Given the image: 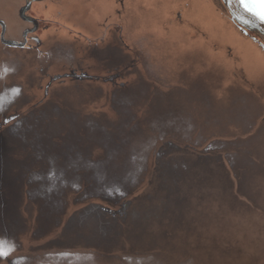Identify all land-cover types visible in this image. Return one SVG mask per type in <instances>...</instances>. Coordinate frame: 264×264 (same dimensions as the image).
<instances>
[{
  "label": "rangeland",
  "instance_id": "1",
  "mask_svg": "<svg viewBox=\"0 0 264 264\" xmlns=\"http://www.w3.org/2000/svg\"><path fill=\"white\" fill-rule=\"evenodd\" d=\"M26 2L27 0H0V20H3L7 26L6 36L10 40L20 39L22 30L29 27V24L19 17V12L27 5ZM26 15L36 17L40 21L43 20L42 24L47 25L52 22L48 26L49 30L43 31L42 27L40 33L41 37L46 40V45L49 44V40L52 41V39L60 37L62 43L72 44L78 55H82L79 58L86 60V63H80L81 65L90 67L89 72L94 76L102 77L99 82L79 83L80 89L78 87L75 89L73 85L76 84H70L68 79L53 83L52 88L64 92L62 89L68 87L64 93L71 97L69 100L76 105L83 118L95 120L94 117H97L98 120L102 119L108 124L100 125L92 133L91 127L94 125L90 126L91 123L88 121V123H83L82 126L87 129V136L91 134L94 141L85 139V146H78L75 143L78 140L70 135L73 131L66 132L63 130L65 127L62 126L58 128L59 123H56L54 127L53 121L57 118L50 119L49 116H46L48 118L46 121V118L37 120L38 117L35 115L40 113V110L34 112L32 116L26 115L25 113L28 114L29 109L32 111L36 108V104L43 105L49 99L56 100L57 98L54 95L50 98L44 97V87L48 79H44L39 72L43 63H13L12 61H17L22 55L17 51H11L10 63L2 61L3 57L1 56L5 53L0 47V61L2 62H0V91L4 86L15 85L23 89V98L28 102L23 112H19L21 113L20 117L11 116L16 111L15 107L5 116H0V142L2 135L10 140L9 133L4 131L16 121L22 120L25 115L32 119L33 123L39 121L40 124L38 128H35L37 130L29 129V133L34 137L36 131L40 130L41 140L35 143L38 151L34 152L32 146L29 148L22 146L21 148L13 146L9 142L4 150L6 152L11 149V154L9 153L8 156H13L14 161L24 159V165L16 173H21L26 178V175L31 171H40L46 174L51 170L45 161H43L44 164L38 163V156L44 160L53 156L52 139H50L48 131L55 130V128L62 130L59 133L61 136L59 149L67 155L79 156L80 151L86 152L91 158L115 155L117 159H123L127 163L124 166L128 167L131 155L135 151L137 154H141L146 161L149 159L150 163L146 166L149 168V172L147 170L144 178L136 181L133 190L127 197L125 196L121 203L119 201L116 203L111 198L105 199L102 195H81L80 191L67 194L63 199L60 212L55 215L56 221L60 224L54 228L50 226L43 232H40L39 228L42 219L44 220V214L51 218L53 215L50 210L42 213L38 204H42L39 198L35 200V203L31 202L30 196L35 198L31 192H35L38 185L33 183L30 187L24 183L21 191L16 192L18 196L13 198H9V195L12 194L6 192V197L10 202L9 208H6L13 211V218L10 217L7 222V225L11 226L13 238L5 245L10 247L13 253L11 252V256L0 260V264H13L16 258L32 260L46 254H56L62 250L60 248L67 249L66 251H70L73 256L64 257L63 261H60L65 263L57 261L58 264H264V183H260L264 181V176L258 177L253 182L252 189L242 190L239 197L236 188L238 183L235 181L234 172L227 161H224V165L226 172L230 174L232 195L237 197V203L243 205H235L231 194L227 199L226 195L219 192L199 204V197L195 194L191 195V201L194 204L191 203L188 207L189 212L185 211L184 214L179 213L172 216V212L168 211V217L160 220H156L158 212L154 213V218L143 222L140 228L138 226L132 231L126 228L124 233L128 230L127 233L131 235L132 239L123 240L120 236L114 241L116 247L111 246L105 249L101 246L94 247L85 244L65 246L59 243L62 241L64 233L69 230L68 227L76 233L90 222L101 223L102 221H98L100 220L98 218L106 217L107 210L116 212L120 210V205L134 201L138 197V200H144L143 203L150 205L146 207L147 210L155 211L160 208L151 201V198H155L156 193L148 197L155 185L159 187L158 182H162L161 175H157L154 187L150 186L151 176L154 175L158 166L156 161L153 162L154 155L157 152L160 155L161 151L158 145L161 144L156 143V140L151 142L152 134L148 125L150 119L149 97L151 96L150 92L166 94L174 84L166 83V79L161 82L156 81L151 75L152 70L156 71L158 68V73L165 76L166 66H171L177 72L186 71L192 75L191 78L196 80L202 75H212L213 79H210L209 85L213 91L218 92V98L223 102H229L227 101L229 92L237 90L248 95L254 104L264 105V51L260 43V41L264 43V38L254 41V36L258 35L250 31L246 35L240 31L232 20L226 3L222 0H48L33 3ZM9 52L7 51L8 54ZM104 52L108 54L114 52L116 57L124 58L125 63H107L114 58L112 57L111 60L107 55L108 59H106ZM97 54L103 57L99 59ZM133 59H137L135 70L129 68L133 66L130 63ZM47 70L51 74H63L66 69L63 67V63H52L47 66ZM114 70L116 71L114 72ZM112 72L120 75L114 81L106 83L104 79L113 76ZM61 82H65V84H61ZM137 84L141 85L143 91L139 106H133L130 110L123 108V111L122 105L125 99L122 98L121 105L118 101L117 107L121 109L122 113L130 114L121 116V120L125 122L132 119L133 115H137V119L141 123L142 135L138 136V131L137 134H135L136 131L130 134V130H123L125 128L114 132L122 126L118 125L121 123L120 117L112 109V97L115 96L113 93L117 92L118 88L123 91L122 85L127 88L137 87ZM99 88L100 91H98ZM78 91L84 92L85 101L80 99L81 97L72 99L73 94L79 95ZM43 99V103H40ZM87 99L88 101H86ZM233 104L239 106V101L235 100L232 102ZM63 109L65 110L66 107L63 106ZM260 112L262 114L254 118L257 126L255 127L254 123L252 136L257 134L256 131L260 124L264 123V110ZM9 117H14L15 120H12L11 124L7 126L3 122ZM71 128L79 129L78 126L68 127V129ZM229 135L230 133L227 132L222 133L224 137ZM109 136L115 140L110 139L109 143H101L108 140ZM240 136L245 137L241 133ZM95 140L98 142L97 144H95ZM124 140L129 142L131 140V142L125 144L122 142ZM237 141L243 142V140ZM222 142H224L221 144L222 146L228 144L223 140ZM206 145L205 147L199 146L198 151L203 153L207 149ZM2 147L3 145L0 143V157L3 155ZM100 147H106V149ZM223 152L222 159L232 153ZM237 157H241L240 154ZM215 167L219 170L218 166ZM221 170L224 172L223 169ZM197 171L199 170L196 169L191 173ZM187 175L189 172L184 173L182 178L177 177L178 184L181 182L182 186V181ZM43 182L47 187L48 183ZM161 186L166 187V184L162 183ZM182 192L186 196L189 193L186 189ZM162 193L161 196H170L165 190ZM197 194L199 193L197 192ZM244 195L253 200L252 204L245 199ZM175 196L171 199H174ZM181 196L185 198L184 195L181 194ZM254 196H258V199H255ZM197 197L198 199H195ZM241 197L243 200H240ZM154 204L155 206H151ZM128 209L130 208L124 210ZM0 210H5L4 204L1 202ZM133 211H137L136 206ZM84 215H89V218ZM76 220L78 221L75 222ZM2 225L3 222L0 221V230ZM194 226L195 228L192 229ZM89 231L91 234L101 235L99 229L98 232L95 231V227ZM85 234L87 236L89 233ZM79 247H83L86 251ZM33 261L36 264V260ZM39 263L38 261L37 264Z\"/></svg>",
  "mask_w": 264,
  "mask_h": 264
},
{
  "label": "crops",
  "instance_id": "2",
  "mask_svg": "<svg viewBox=\"0 0 264 264\" xmlns=\"http://www.w3.org/2000/svg\"><path fill=\"white\" fill-rule=\"evenodd\" d=\"M156 69V71L152 70L151 74L152 77L156 79V81L161 82L166 79V83L169 82L174 85L171 84L172 88L167 91L166 94H161V92H150V119L148 125L151 129L155 128V130L159 132H165L166 139L168 141H173V151L175 148L181 146L184 147V144H186L187 141H191L197 146L202 145L203 147H205V144H207L206 146H209L213 142V147H215L216 145L224 144L222 140L228 142L227 145L234 151L237 146L236 144H234L235 141H246L252 136L251 132L253 131L254 125V117H251L253 100L243 91H230L231 93L229 92L227 98V101L229 102L225 103L220 98H218V92L216 93V91H213L209 85L210 79H213L212 75H202V77H199V79L196 80L194 78H191L192 75H189L186 71L177 72L171 66H166L167 70L164 68L165 76H163V74L160 75L158 73V68ZM203 77L206 78L204 79ZM181 85L186 86L182 87ZM5 87L7 86H4L2 89H4ZM235 100L239 101V106H241V108L245 110L243 114L234 112L235 107H239L236 104H233L232 106V102ZM112 101V109L114 110L115 114L120 117L121 120V116L127 114L122 113L120 111L121 109H118V97L113 96ZM230 112L233 115H231ZM6 114L8 113L0 111V116H5ZM49 118H57L58 121L56 119L53 121L54 127L56 123H59L58 128H60L61 126L65 127V129L63 130L66 132L73 131L72 128L68 129V127H72V125H83V123H86L87 121L91 123L89 124L90 126L94 125L91 127L92 130L95 126L99 127L100 125L108 124L107 122H103L102 119L98 120L97 117H94L95 120H91L90 118L85 119L82 117V114L80 112H76L75 115L69 114L68 111L65 114H61L60 116H54L53 114H51ZM137 118V115H133L132 123L137 124L140 130L141 123ZM43 119L44 118H42V120ZM53 124H51V126ZM205 125L206 127H204ZM75 130H77V128H75ZM61 131L62 130H56V128L55 130L48 131L50 132V139H52L51 147L53 156H50V158L47 160H44L38 156V163L44 164L43 161H45V163L49 164L51 170L47 171L46 174L40 172L37 176V179L46 181V183H48V186L45 187L44 185L43 187L41 186V184L44 182H37L36 184H38V187L35 189L36 191L31 192L34 195H54V197H60L63 195L65 197L67 194L73 191H80L82 193L81 195H102L103 197H105V199H109V196L118 195V192L115 190L116 187L124 188V190H126V192H128L129 194L133 190L134 184L136 182L134 184H128V180L130 179L139 181L144 178L147 170L149 172V168H146V166L150 163V160L148 159L146 161L141 156H132V158L128 162V167L124 166L127 163L123 159H117L115 155H109L110 158L107 155L91 158L87 155L86 152H82V154H80L79 156H71L66 154L65 157H61V151L59 149V143L61 142V140L59 139L61 137L59 133ZM224 132L230 133V135L228 137H224L222 136V133ZM196 133L197 135L195 136ZM240 133L241 135L244 134L245 137H241ZM23 134L24 133L21 132L20 138L28 140V138L22 137ZM3 136L5 135H2V139L0 142L1 145H3L2 158L3 160L7 159V163H5V161L2 162V159H0V185H3L2 189L6 191L7 181H12L11 174L14 159L13 156H8L9 153L11 154V149L4 152L9 140L6 136L4 138ZM75 142L78 146H85V140H78ZM229 142L231 145H229ZM26 146L29 147V144L27 142L23 143V147ZM69 146L66 147L68 148ZM20 147L22 148V146ZM100 148L104 149L105 147ZM7 157H9V159ZM66 157H69V160ZM164 158L165 160H167V164L180 165L186 162L188 164H191V160L187 161L185 157H182L177 153H175V155L165 154L164 157H160L159 154H156L154 155L153 162L156 161L158 166L156 167V171L154 172V175L151 176V178L154 179L156 177V173L157 175H161L162 177L163 169L161 170L160 165L163 164ZM224 161H227L228 163L227 158H224ZM229 163L230 168L233 171L232 164L230 161ZM166 166L164 170L165 172ZM47 167L48 165L46 166V169ZM113 180L116 182L112 183L111 181ZM118 180H120V182H117ZM23 184L24 183L21 182V188L23 187ZM11 197L12 195H9V198ZM1 211L2 210H0V221L3 222V225L0 230V243H2L9 252V254L5 256L8 257L11 256L13 252L10 247H7L5 245V243L11 242L13 236H11V226L7 225L10 217H7L6 213L1 214ZM84 216H88L89 218V215ZM52 219H54V217H52ZM59 224L60 223H58V221H52L48 227L52 226V228H54ZM80 226L82 225L80 224ZM99 233L101 234V237L103 235L107 236L106 231H104L103 229L99 231ZM91 236L94 239L98 237L94 234L90 235L89 237ZM93 242L94 240H86V243L93 244ZM2 259H4V257H0V260Z\"/></svg>",
  "mask_w": 264,
  "mask_h": 264
},
{
  "label": "flooded vegetation",
  "instance_id": "3",
  "mask_svg": "<svg viewBox=\"0 0 264 264\" xmlns=\"http://www.w3.org/2000/svg\"><path fill=\"white\" fill-rule=\"evenodd\" d=\"M42 1L44 2V1H48V0H41V1L27 0V2H26L27 5L22 8L21 12L24 11L25 9H27L26 10V12H27L32 7L33 3L42 2ZM222 1H224V3H226L227 10L230 11V15L232 16V20L237 25V27L239 28L240 31H242L246 35L249 34V31L255 35H258V36H254V41H257L259 39L264 38V22H262L261 19H259L252 12L245 10L244 6L240 3V0H222ZM21 12H19V17H21V15H22ZM26 12H24L25 19L21 18V20L24 21L25 23L29 24V27L24 28L22 30L21 38L18 40L8 39V37L6 36L7 31H8L7 26H6V24L3 23V20H0V47L3 48L4 53H5L3 56H1V57H3V60L2 59L1 60L10 63V59H9L10 56L9 55H12L11 51H17V52H20L22 55L19 56V59L17 61H12L13 63H23V64H26V63H41L42 64L43 63L44 65L40 66L39 72L42 75V77H44V79H48V81L44 87V89H45L44 90V97L50 98L51 96L54 95L55 98H57V99L56 100L49 99L43 105L36 104V108H34L32 111H30V109H29L28 114L27 113H25V114L32 116V115H34V112H36L37 110H40V113L38 112L35 115L38 117L37 120H42V118H46L45 115L50 116L51 114H53L54 116H60L61 114L67 113V111L69 112V114L75 115L76 112H80V111L77 109L76 105L72 104L71 100H69V99H71V97H68L67 93H64L67 91L68 87H65L64 89H62L64 92H60V90H58L56 88L55 89L52 88L53 83L68 79L70 84H73V83L76 84V85H73V87H75V89H77V87L80 89L81 87L78 85L79 83H81V82L83 83L85 81L89 82L90 84L95 82V81L99 82L101 80L100 78H102V77L94 76L93 74H91V72H89L90 67H85L84 65H81L80 63H86V60H82V58H79V56L81 54L78 55V52H76L75 47L72 44L65 43V42L62 43V40L60 37L59 38L56 37L55 39H52V41L49 40V44L46 45V40L41 37L40 33L42 30V27H43V31L49 30L50 28H48V26L51 25L52 22H50V24H47V25L42 24L41 21H43V20L40 21L36 17L28 16V15H26ZM70 33H72V32H70ZM66 40H68V39H66ZM260 43H261V47L264 51V43H262L261 41H260ZM7 51L8 52L10 51L9 54L7 53ZM101 52H103V51H101ZM105 52H104V54H105L104 57L106 59H108L109 56H110L109 58H111V60L114 58V60H112L111 62H107V63H125L124 58H122V57L120 58L118 56L116 57L114 52L109 53V54L105 53ZM107 55H108V57H107ZM97 57L99 59H101L103 56L101 57L97 54ZM52 63H63V67L66 70L63 72V74L62 73L51 74L48 72L47 66H49ZM130 63H132L133 66L132 67L130 66L129 68H133L135 70L137 59L136 60L133 59ZM115 71L116 70H114V72ZM114 72H112V73H114ZM119 75L120 74L114 73L113 76H111L110 78L104 79V80L106 82H112L115 79H117L119 77ZM98 82H96V83H98ZM61 84H65V82H61ZM122 86L124 87L123 91H121L120 88H118L117 92L113 93V94H115V97H118L119 105H121L122 98L125 99V102L123 101L124 103L122 105V110L123 111H124V109L130 110L131 107H133V106L134 107L137 105L139 106L140 98H141L140 97L141 92H143L141 85L137 84L136 85L137 87L130 86L127 88H125V85H122ZM100 90L101 89L99 88L98 91H100ZM78 94L79 95L73 94L72 96L73 97L75 96V97L74 98L72 97V99H76L77 97H81L80 99H84V101H85L86 96H84V92L78 91ZM43 101H44V99L40 103H43ZM86 101H88V99ZM27 105H28V102L25 101L23 98V89L22 88L17 87L15 85H12L9 87L7 86L0 91V111H4L6 113H9L15 107L16 111L14 113H12L11 116L20 117L21 113H19V112H23V109ZM63 106L66 107L65 110L63 109ZM262 110H264V105H258L257 103L256 104L253 103L252 111H251V117L252 116L254 117L256 114L257 115L262 114V112H260ZM244 111L245 110H243V108H241V107H235V110H234V112H237L240 114H243ZM125 113L127 115H130L128 112H125ZM26 115L23 117L22 120H18V122L16 121V123L11 125L9 128L6 127L7 129L4 132L9 133L8 137L10 138L9 143L11 145L20 147V146H23V143H26V142L28 144L34 143V145H32V150L34 152H36L38 148L35 147V143H36V141L38 142L40 140V135H39L40 130L36 131L37 133H35V137H34V135L29 133V129L30 130H37L35 128H38L40 126V124L38 123L39 121L34 122V123H36V124H34L32 122V119H30ZM231 115H233V114L231 113ZM13 118L14 117H9V118L5 119L3 123L5 125L9 126L11 124L12 120L13 121L15 120ZM46 120H48V118H46L45 121ZM255 121L256 120L254 119V123H255ZM256 126H257V124L255 125V127ZM72 127H75V126L72 125ZM78 127H79V129H77L74 132L75 128H73L72 129L73 132L70 133V135L74 139L84 141L86 138L88 140L94 141L91 138V134H89L87 136V134H86L87 129L84 126L78 125ZM122 127H123V125H122ZM94 128H97V127L96 126L93 127V130L91 131L92 133H94L93 131H96ZM263 128H264V123H261L260 127L257 129L256 132L258 133ZM83 129H85V130H83ZM21 132L24 133L22 135V137L28 138L29 140H24V139L20 138ZM135 134H137V132H135ZM106 135H107V133H106ZM141 135H142V132L139 131L138 136H141ZM107 138H108V140H106L105 142H101V143H103V144L109 143L110 139L114 140L113 137H110V136ZM131 140H130V142H131ZM123 142L125 144L130 143L128 140H124ZM97 143L98 142L95 140V144H97ZM81 153H82V151H80V153L78 155H80ZM60 156L65 157L66 154L61 152ZM7 158L9 159V157H7ZM66 158H68V160H69V157H66ZM214 158L216 159L215 160L216 162H218L220 160H224V159H222V156H220V158L218 156H214ZM0 159H2V162L5 161V163H7V159L3 160L2 157H0ZM208 159L209 158H207V160L204 159V161L207 162ZM23 161H24V159H23ZM24 162H22V163H24ZM206 162L202 165V167H203L202 170L197 171L198 173L197 172L196 173L190 172L189 175H187L188 178L186 176L185 179L182 181V186H178V187L175 186L176 194L178 196L182 194L185 196V198L183 196H181L179 199H177L178 197L175 196L176 194H174V196H175L174 199H171L173 196L167 195L166 198H164V196H162L163 199H161L162 200L161 204H156V206H159L160 208L156 209L155 211L148 209L149 212L145 213L143 216H145V217L149 216V217L145 218L144 221L147 222L150 218H152V217L154 218L153 214L154 213L156 214L157 212L158 213L156 214V216H158V217L156 218V220L167 218L168 217V215H167L168 211L172 212L171 213L172 216L174 214L177 215L179 213L184 214L185 211L189 212L190 210L188 209V207L191 205V203H193L191 201V195H195V194L198 195L199 199H198V197L195 199L199 200V204L201 202H204L205 198H209L217 192H219L222 195H226L227 199H228L230 194L232 195V192H231L232 184L228 178V176L230 174L224 173L221 170L219 171L217 167L212 168L210 163L207 164ZM193 164L196 165L197 162H193ZM215 166H217V165H215ZM218 167H220V166H218ZM111 182L115 183L116 181L113 180ZM117 182H120V180H118ZM11 183H12V181L11 182L7 181V183H6L7 192H9L10 194H11V191L9 189L12 186ZM127 183L133 184L134 180L129 179ZM178 188L181 191L180 193H177ZM185 189L189 191L187 196L182 192ZM124 192H126V190L120 191V192H118V194L122 195ZM197 192L199 194H197ZM34 196H35V198H39L40 200H42V213L49 212V210H50L51 214L54 217V219H52L51 216L44 214V216H43L44 220L42 219V223H41L40 228H39V231L43 232L44 230H46L48 228L49 223H51L52 221H56L55 215L60 212L61 206L63 203V199L65 197H63V195L60 197H54V195H39V196L34 195ZM232 197H233V195H232ZM35 198L30 197L31 200H37ZM110 198L115 200L116 202L117 201L121 202L123 199H125V197H119V195L109 196V199ZM164 201H166V202L170 201V202L169 203H163ZM0 202L3 204L5 202V204H4L5 210H2L1 214L6 213L7 217H11V213H12L11 211L12 210L7 209V208H9L8 207L9 201H8L7 197L6 196H5V198L0 197ZM183 205H185V206H183ZM148 206H150V205H146V203H140V204L136 205V207H137L136 209L138 211H140L141 213H144V212H146L145 209H147L146 207H148ZM151 206H155V204L151 205ZM143 207H145L144 210H143ZM152 209H153V207H152ZM168 209H171V210H168ZM94 224H97V225H94ZM98 226L100 227L99 231H101L103 229V227L105 226V224L103 222H101L99 224L96 222H92V223L88 224L87 229L91 230L93 227H95V231L98 232ZM138 226H139V228L141 227V220H139ZM194 228H195V226L192 229H194ZM68 229H70V227H68ZM70 232H72V230H70ZM91 235H93V234H91ZM101 238L106 239V236L103 235ZM87 240H89V238ZM18 260H20V258L14 259L13 263L15 264V262ZM27 261H29V260H27Z\"/></svg>",
  "mask_w": 264,
  "mask_h": 264
},
{
  "label": "trees",
  "instance_id": "4",
  "mask_svg": "<svg viewBox=\"0 0 264 264\" xmlns=\"http://www.w3.org/2000/svg\"><path fill=\"white\" fill-rule=\"evenodd\" d=\"M255 116H257V114ZM132 121H133V119H129L126 122L121 120L120 121L121 123L118 125H121V126L123 125V127L114 130V132L120 131V130H122V128H125V129H123L124 131L130 130V134L135 132V131L136 132L138 131V133H139V131L142 132V128L140 127V130H139L138 125L133 124ZM150 133L152 134L151 142H154V140H156V143L161 144L160 146L158 145V147L160 148V151H161L160 157H164L165 154H169V155L172 154L173 155L174 153H177L178 155L185 157L187 159V161L191 160V164H188L186 162V163H182L180 165H178V164L176 165V164H167V160H165V158H164L163 164H161V165L159 164L161 166V170L163 169L162 178H161L162 182H158L159 187H157V185H155V188L151 191L150 195L148 196V197L153 196L156 193L154 195L155 198H151L152 199L151 201L155 202L156 204H161V202H162L161 199H163L161 195L163 194L162 192L164 190L170 196L174 197V194H176L175 193V191H176L175 186L176 185H177V187L181 186L180 185L181 182H179V184H178L177 177L182 178L183 177L182 175L184 173H187V172L190 173L191 171H195L196 169L202 170L201 169V168H203L202 165L206 162V161H204V159L207 160V158H209L206 163L207 164L210 163L212 168H214L215 165H217V166H220L219 170L223 169L224 173H227L225 165H224V160H220V161L216 162L215 161L216 159L214 158V156H218L219 158H220V156H223L224 155L223 151H225L227 154H228V152H232L231 154L228 155V157L225 156V158L228 159V162L229 161L231 162L235 178L237 179V180L235 179V181L238 183L237 184L238 187H236L237 193H238L237 196H239V194L242 190L247 191V188H251L253 182L256 181L258 177L264 176V128L261 129L255 136H251L250 138H248L246 141H243L241 143L238 141H235L234 144H236L237 146H236L234 151L227 144H225L227 146L216 145L215 147H213L214 143H212L209 146H207V149L203 153H200L198 151L199 146L195 145L191 141H187L184 147L181 146V147L175 148L173 151V149H172V145H173L172 142L173 141H168L166 139L164 131L159 132V131L155 130V128H152V129L150 128ZM156 134H159V135H156ZM114 135L116 137H118V135H116L115 133H114ZM215 143H218V142H215ZM229 145H231L230 142H229ZM30 146H32V144L29 143V147ZM29 147L26 146V148H29ZM157 154H158V152H157ZM239 154L241 157H237V155H239ZM241 154L243 155V157ZM132 156H134V157L135 156H141V154H139V153L137 154V152L134 151ZM195 161L197 162V164H196L197 166L193 164V162H195ZM22 162H24L23 159L17 160V161H14L13 165H12V174H11L12 175L11 185L12 186L9 189L11 191L12 198L18 196V194H16V192L21 191L20 190L21 189V182L27 184V186H30V187H31V184H33V183L36 184L37 182H41V183L43 182L42 180L37 179V176L39 175L40 171H35V172L31 171L29 174L26 175V178L21 173L20 174L16 173V171H19L22 164L24 165L25 162L24 163H22ZM165 166H166V172L164 171ZM17 174H19V175H17ZM156 176H157V173H156ZM173 178H174V180H173ZM228 178H230V177L228 176ZM184 179H185V177H184ZM135 182L136 181H134V183ZM155 182H156V179L155 180L153 178L150 179V186H152V188L154 187ZM162 183H165L166 187L161 186ZM260 183L262 184V183H264V181H262ZM36 185H38V184H36ZM41 186L44 187V183H42ZM2 187H3V185H0V197L5 198L7 190L5 191L4 189H2ZM116 189H118V190H116ZM116 189L115 190L117 192L124 190V188H120V187H118ZM172 192H174V193H172ZM180 192L181 191L178 188L177 193H180ZM118 195L121 197V194H118ZM244 196H246V195H244ZM176 197H178L177 199H179L181 197V195L178 196L176 194ZM31 198H32V196H31ZM164 198H166V197H164ZM254 198L258 199V196H254ZM35 199H38V198H35ZM138 199H139V197L137 199H135L134 201L120 205V210H118L116 212L107 210V216L106 217H103V216H101V218L97 217L98 219H100L99 221H102L105 224V226L103 227V230L106 231V235H107L106 239L101 238V236H98L95 239L92 236L89 237L90 231L87 229L88 225H86L80 231H78L76 233L70 232V229L67 230L64 233V236L62 237L63 238L62 241H60L59 243H62V245H65V246H74V244H85V245L94 246V247L101 246V247L106 249V248H110L111 246H115L114 241H116L117 238L120 236H122L123 240H131L132 237L130 234L127 233V232H129L128 230L132 231L133 228H137L139 220H141V225H143L142 223L145 222L144 219L149 217V216L148 217L143 216L145 213L149 212V210H147V209H145L146 212H144V213H141L137 209H136L137 211H133V210H135V206L137 204L144 202V200L141 201ZM236 199H237L236 196L233 197V201H234L235 205H237V206H240V204L243 205L242 203H240V204L237 203ZM245 199L248 200L252 204V201H253L252 199L248 198L247 196L245 197ZM240 200H243L242 197L240 198ZM34 201L35 200H31L32 203L36 202V201L35 202ZM41 202H42V200H41ZM163 203H168V202L164 201ZM38 204H39L41 211H42V204H40V203H38ZM127 208H130V209L125 211ZM12 218H13V211H12ZM106 219H108V220H106ZM114 219H116V220H114ZM76 221H78V220H76ZM90 221H92V220H90ZM90 223H92V222H90ZM98 228L100 230L99 226H98ZM126 228H128V230L126 231V233H124ZM85 230H86V232H85ZM85 233H89V234L86 236ZM125 235L126 236L128 235L129 237L128 236L126 237ZM88 238L90 240H94L93 244L86 243V240ZM79 248L86 251V249H84L83 247H79ZM60 249H62V250H60L56 254H52V255L46 254L44 256H40L39 258L35 257L34 259L29 260V261H27L28 259H26V258H20V260L15 262V264H34L33 260H36V264L38 263V261L40 262L39 264H58L59 262L65 263V262H61V261H63L64 257L70 256V255L73 256V254H70V251H66L67 249H63V248H60ZM57 261H59V262H57Z\"/></svg>",
  "mask_w": 264,
  "mask_h": 264
},
{
  "label": "snow or ice",
  "instance_id": "5",
  "mask_svg": "<svg viewBox=\"0 0 264 264\" xmlns=\"http://www.w3.org/2000/svg\"><path fill=\"white\" fill-rule=\"evenodd\" d=\"M245 10L252 12L262 22H264V0H240ZM9 254L5 246L0 243V257H5Z\"/></svg>",
  "mask_w": 264,
  "mask_h": 264
},
{
  "label": "water",
  "instance_id": "6",
  "mask_svg": "<svg viewBox=\"0 0 264 264\" xmlns=\"http://www.w3.org/2000/svg\"><path fill=\"white\" fill-rule=\"evenodd\" d=\"M36 1H41V0H36ZM26 10H27V9H25L24 11L21 12V14H22L21 17H22L23 19H25V17H24V16H25L24 12H26ZM116 188H118V187H116ZM116 188H115V189H116ZM116 190H118V189H116ZM119 190H120V189H119ZM127 195H128V192H124V193L121 195V197H125V196L127 197Z\"/></svg>",
  "mask_w": 264,
  "mask_h": 264
}]
</instances>
